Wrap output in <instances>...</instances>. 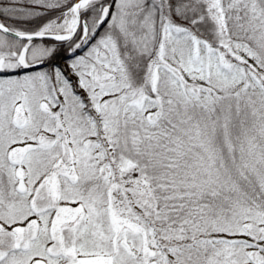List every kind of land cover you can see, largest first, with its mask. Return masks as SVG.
<instances>
[{
	"label": "snow or ice",
	"instance_id": "1",
	"mask_svg": "<svg viewBox=\"0 0 264 264\" xmlns=\"http://www.w3.org/2000/svg\"><path fill=\"white\" fill-rule=\"evenodd\" d=\"M0 264H264V0H0Z\"/></svg>",
	"mask_w": 264,
	"mask_h": 264
}]
</instances>
